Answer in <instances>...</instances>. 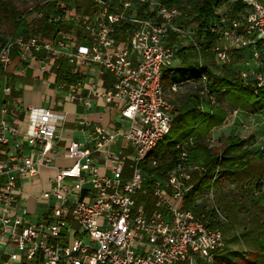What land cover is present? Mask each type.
Here are the masks:
<instances>
[{"label": "built area", "instance_id": "built-area-1", "mask_svg": "<svg viewBox=\"0 0 264 264\" xmlns=\"http://www.w3.org/2000/svg\"><path fill=\"white\" fill-rule=\"evenodd\" d=\"M83 1L88 8L80 12L75 0H41L38 11L23 14L25 30L0 45V243L11 247L0 264H212L226 246L218 225L221 212L213 201L194 209L191 205L202 204L199 198L186 205L199 178L207 174L206 166L188 159L196 139L178 141L177 163L161 176L150 175L146 183L145 168L158 166L153 151L169 133L174 115L164 97V70L179 63L178 48L201 69L205 55L198 42L204 41L206 30L212 36L208 69L221 75L239 65L236 76L264 95V0H225L200 36L188 4ZM141 11L151 16L143 17ZM60 58L73 74L79 66L111 74L108 88L92 85L90 92L116 102L128 127L122 132L95 126L88 140L93 148L70 142L66 156L73 163L57 171L42 194L54 203L33 222L19 203V182L51 163L56 121L50 110H26L14 96L22 88V76L49 71ZM82 85L81 80L67 84L70 99L77 98ZM209 85L208 75L201 72L194 80L171 82L169 90L199 87V94L214 106L218 93ZM241 112L236 108L231 114ZM254 114L264 116V105ZM16 116H28L25 132ZM87 124L80 121L83 127ZM118 136L129 142V151H103ZM203 141L208 147L219 143L211 134ZM256 145L264 163V120ZM216 174L217 169L213 181ZM208 192L214 200V189Z\"/></svg>", "mask_w": 264, "mask_h": 264}, {"label": "crops", "instance_id": "crops-1", "mask_svg": "<svg viewBox=\"0 0 264 264\" xmlns=\"http://www.w3.org/2000/svg\"><path fill=\"white\" fill-rule=\"evenodd\" d=\"M77 2V5H75L79 8L80 12H82L81 9L87 11L88 7L83 0H78ZM239 67V65H234L229 69L235 71ZM20 79L23 85L18 92H15L14 98L20 97L21 105L26 110L35 108L50 110L56 121V138L53 145L54 156L51 163L48 166L40 167L34 177L21 178L19 182V203L27 211L28 218L34 222L45 216L54 203L52 199L43 198L42 194L51 188L55 174L58 170L68 168L73 163L66 156L68 144L70 142H77L92 147V144L88 143V140L89 134L95 126H102L109 131L118 129L125 132L128 127V121L122 118L120 106L116 102L107 103L102 99L93 97L90 92L92 85L108 88L113 81L110 73L105 72L100 74L94 67L79 66L78 72L73 74L70 71L67 60L60 58L55 60L54 65L50 67L49 71H32ZM75 80H81L83 85L77 92V98L72 100L69 97L70 93L67 84ZM170 82H168V85ZM165 90V95L172 96V99L176 98L174 103L178 106L182 104L179 101L187 93V87L182 88L179 92H174L176 94H172L168 88ZM177 93L181 95H177ZM221 104L223 105L224 103ZM223 106L224 108H228L227 105ZM251 113L243 110L237 116H233L231 111H229L224 122L214 127L209 135L211 134L218 139L232 133L241 139H250L251 143L254 144L255 136L258 134L259 137L260 135L264 116L254 114V112ZM16 118V123L25 132L29 122L28 116H16ZM81 120H85L88 124L85 127L81 126ZM242 123L246 125V128L240 127ZM227 130H229V134L225 132ZM129 146V142L123 136H118L103 151H120L125 153L129 151ZM27 151L28 149H26ZM98 153L100 152H95L94 156L96 163L101 166L103 165V160L97 156ZM252 159L258 160L260 158L257 154ZM110 170L111 168L107 167L105 172L109 173ZM124 174L128 175L129 170L125 168ZM73 184L74 191L77 192L76 179H74ZM217 190L218 188L215 189V197ZM254 194L258 193L254 191ZM196 199L199 200L197 197L194 202ZM10 250V246L0 243V259H4Z\"/></svg>", "mask_w": 264, "mask_h": 264}, {"label": "trees", "instance_id": "trees-1", "mask_svg": "<svg viewBox=\"0 0 264 264\" xmlns=\"http://www.w3.org/2000/svg\"><path fill=\"white\" fill-rule=\"evenodd\" d=\"M78 0H75L76 4ZM158 2L166 5H181L188 4L192 9L194 18L199 23L198 35L200 36L203 32V28L207 26L208 22L212 20L215 15V9L225 0H157ZM40 4V3H39ZM37 4L31 10L27 12H16L13 11L14 28L11 35H16L22 33L28 26L27 21L22 18L23 14H29L32 11H38L40 6ZM143 17H150V14L140 12ZM128 26L122 28V33L126 31ZM118 34V32H117ZM117 34L114 35L115 38H119ZM204 41H199L201 51L205 55V64L200 69L198 63L190 59V54L185 55L183 48H178V56L180 58L179 66L184 68V70L196 71L195 75L189 76L187 78L196 79L201 72H205L208 75L209 88L211 92L218 93L216 105H211L204 98L203 95L199 94L197 88L192 86L187 87L186 97L184 98L183 104L178 106L175 104V99L165 95V89H169L167 74L175 67L166 68L164 70L163 76V90L165 99L173 105L174 115L171 124V129L173 128V122L179 120L183 132L181 137L171 141L159 148L156 154L153 151V155L158 161V166L156 167H146L145 173L148 176L146 183L149 181V176L153 174L162 175L163 172L172 168L177 163V158L179 155V150L176 148L178 141L193 137L196 139V143L190 147L188 159L191 163H198L207 167V174H204L199 178V182L196 184L193 193L186 201V205L191 202L194 203L196 197L202 196L204 191H208L213 188L214 191L218 187V181L221 178H229L230 180L235 178L241 172H243L252 160L253 156L259 155L258 151L251 149L252 143L250 139H241L240 137L229 134L222 138H218V145L215 147H208L204 144V138L209 135L210 131L221 125L227 113L233 109L240 108L249 113L257 112L264 105V95L260 93H255L249 85H244L239 77L236 76L235 72L231 69H225L223 74L216 75L208 69V64L211 62L210 47L212 43V36L205 30ZM4 38H0V45L4 42ZM185 78V79H187ZM185 79L178 80L177 82L183 81ZM173 80V79H172ZM174 82V81H171ZM170 82V83H171ZM169 83V84H170ZM184 87V88H185ZM223 92H219L220 90ZM170 91V90H169ZM179 92V91H178ZM172 94H176L171 92ZM223 105H227L228 108H224ZM260 158V155H259ZM261 159V158H260ZM217 169L216 178L213 181L212 176L214 171ZM264 179V175L263 178ZM255 192L262 194L264 192V180L257 182L254 186ZM192 203V204H193ZM203 203V202H202ZM196 210H202L203 204H193L191 205ZM263 217L260 218L258 229L260 231V236L258 237L257 247L261 253H264V207L262 208ZM226 247V246H225ZM224 248L223 250H225ZM222 251V250H221ZM220 251V252H221ZM212 264H244L243 261L236 262L235 260L230 261L228 259L215 258ZM248 264H257V262L250 261Z\"/></svg>", "mask_w": 264, "mask_h": 264}, {"label": "rangeland", "instance_id": "rangeland-1", "mask_svg": "<svg viewBox=\"0 0 264 264\" xmlns=\"http://www.w3.org/2000/svg\"><path fill=\"white\" fill-rule=\"evenodd\" d=\"M40 2L41 0H0V38L5 39L13 32L15 18L12 10L25 13ZM176 66H179V64L168 71V82L178 81L196 74V71H188L184 70L183 67ZM177 95L181 94L177 93ZM185 97L179 102L183 104ZM179 124L178 119L173 122V128L160 141L158 147L181 137L183 130ZM225 132L229 134V130ZM257 140L258 134L255 136L253 150H256ZM158 149L155 148V154ZM252 160L248 168L235 178L231 180L221 178L218 181L217 195L214 200L211 199L208 191H204L201 194L202 196L198 197L202 199V204L205 206L212 205L213 201L221 212V218L224 217L218 225L224 234L226 249L219 252L215 258L235 260L236 262L243 261L244 264L255 260L257 264H264V253H261L257 247L258 237L260 236L258 226L260 218L263 217L264 192L259 195L254 194L255 184L264 180L262 179L264 164L260 159Z\"/></svg>", "mask_w": 264, "mask_h": 264}]
</instances>
